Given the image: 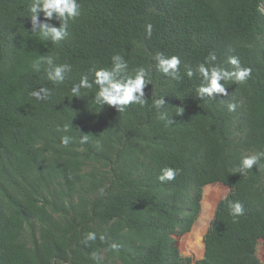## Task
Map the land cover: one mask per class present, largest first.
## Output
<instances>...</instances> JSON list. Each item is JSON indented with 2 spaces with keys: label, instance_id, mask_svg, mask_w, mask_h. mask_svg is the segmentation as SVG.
<instances>
[{
  "label": "trees",
  "instance_id": "obj_1",
  "mask_svg": "<svg viewBox=\"0 0 264 264\" xmlns=\"http://www.w3.org/2000/svg\"><path fill=\"white\" fill-rule=\"evenodd\" d=\"M79 3L69 37L52 44L32 33L31 0H0V264H193L176 236L191 231L203 189L213 183L229 192L194 264H261L264 161L244 174L239 164L264 150V0ZM158 52L178 56L182 72L210 52L223 67L230 69L227 59L236 56L252 71L244 83L227 82V95L200 98L198 77L177 82L156 70ZM117 53L130 69L149 73L145 106L99 109L95 89L69 98L82 74L93 64L110 66ZM46 55L72 65L63 84L49 81L43 68L33 70ZM40 87L52 91L50 99L31 96ZM154 98L165 101L160 111L171 124L158 119ZM64 124L71 125L68 147L58 131ZM164 167L180 172L161 182ZM227 201L243 205L237 222ZM88 232L97 239L86 245ZM94 252L99 261L90 258Z\"/></svg>",
  "mask_w": 264,
  "mask_h": 264
},
{
  "label": "clouds",
  "instance_id": "obj_2",
  "mask_svg": "<svg viewBox=\"0 0 264 264\" xmlns=\"http://www.w3.org/2000/svg\"><path fill=\"white\" fill-rule=\"evenodd\" d=\"M43 13L44 20L39 19V13ZM30 16L32 33L36 34L43 41H51L52 44H58L60 41L69 37V27L71 22H75L81 16V4L79 0H31ZM59 20V27L53 26L49 21ZM146 33L151 36L152 25L146 26ZM155 68L160 73L177 82L184 76L191 79L194 76L200 79L195 93L200 98L215 99L217 95H227L226 83L233 81L235 83H244L251 75V68L241 66L240 60L236 56H229L227 64L232 67L226 68L216 63L217 56L210 52L203 62L195 66L185 64L183 72L181 71V59L176 55L166 56L162 52L156 53L153 58ZM57 57L53 55L38 56L32 63L34 71L39 72L43 68L46 77L53 84H63L68 74L72 71V65L57 63ZM89 75L92 76L90 81ZM223 81V82H222ZM151 83L149 73L142 67L130 69L127 60L121 54L111 56V64L108 67H97L93 64L89 72L82 74L79 82L74 83L70 89V97H83L89 90H94L92 103L99 109L104 105L115 107L122 113L130 104L145 106L148 98L145 96V87ZM31 96L36 100L44 101L50 99L52 91L47 87H40L39 90H33ZM166 105L162 98H154L152 107L157 109L158 119L171 124L173 119H169L167 113L160 111ZM236 105L229 103L227 108L234 111ZM181 112H178L179 114ZM71 130L70 124H64L58 131L65 133L61 136V144L68 147L73 137L67 135ZM88 140L87 135L81 138V143ZM264 161V150H258L253 154L244 155L240 159L239 171L244 174L251 170L253 165L261 166ZM180 170L173 167H164L158 180L161 182L173 180L179 174ZM203 198V195H202ZM222 199L227 200L226 196ZM227 207L233 222L244 215L243 205L239 202L227 201ZM97 239L95 232H88L84 237V243L87 245ZM104 240L103 235L100 236ZM115 247V245H113ZM94 262L99 261V256L94 252L90 257Z\"/></svg>",
  "mask_w": 264,
  "mask_h": 264
},
{
  "label": "bare ground",
  "instance_id": "obj_3",
  "mask_svg": "<svg viewBox=\"0 0 264 264\" xmlns=\"http://www.w3.org/2000/svg\"><path fill=\"white\" fill-rule=\"evenodd\" d=\"M223 187L209 185L205 187L202 198V210L199 222L195 224L191 232L180 242V247L189 255H202L204 252L203 232L206 231L210 219H212L218 198Z\"/></svg>",
  "mask_w": 264,
  "mask_h": 264
},
{
  "label": "rangeland",
  "instance_id": "obj_4",
  "mask_svg": "<svg viewBox=\"0 0 264 264\" xmlns=\"http://www.w3.org/2000/svg\"><path fill=\"white\" fill-rule=\"evenodd\" d=\"M263 8H264V7H263ZM209 185H213V186H221V187H223V190H222V192H221L220 195H219V198H218L217 204H218V202L222 199V197L225 196V195L229 192V187H228V186H225V185H222V184H220V183H213V184H209ZM209 185H206L205 187H207V186H209ZM205 187H204V189H203V193H204ZM217 204H216V206H217ZM215 208H216V207H215ZM201 210H202V203H201ZM200 216H201V211H200L199 217H198V219L196 220L195 224H197V223L199 222ZM212 218H213V216H212ZM211 220H212V219H210V221H209L208 227H209V225H210ZM195 224H194V225H195ZM194 225H193V226H194ZM208 227H207V229H208ZM192 228H193V227H192ZM207 229H206V231H207ZM191 230H192V229H191ZM206 231L203 232V237H204V234H205ZM190 232H191V231H190ZM190 232H188V233H186V234H184V235H182V236H176V240H177V246H178L179 251H180V253L182 254V256L192 258V259H193V264H194L195 261H197V260H199V259H201V258L203 257L204 252H203L202 255H189V254L185 253L184 249H182V248L180 247V242H181V240H182L186 235H188ZM203 237H202V240H203ZM256 254H257V257L259 258L261 264H264V241H263L262 239H260V240L258 241Z\"/></svg>",
  "mask_w": 264,
  "mask_h": 264
},
{
  "label": "water",
  "instance_id": "obj_5",
  "mask_svg": "<svg viewBox=\"0 0 264 264\" xmlns=\"http://www.w3.org/2000/svg\"><path fill=\"white\" fill-rule=\"evenodd\" d=\"M202 202V201H201Z\"/></svg>",
  "mask_w": 264,
  "mask_h": 264
}]
</instances>
